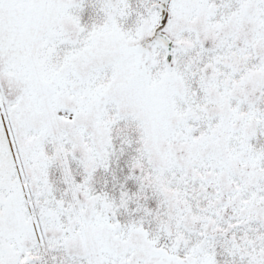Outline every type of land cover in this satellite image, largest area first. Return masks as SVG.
<instances>
[{
	"label": "snow or ice",
	"instance_id": "obj_1",
	"mask_svg": "<svg viewBox=\"0 0 264 264\" xmlns=\"http://www.w3.org/2000/svg\"><path fill=\"white\" fill-rule=\"evenodd\" d=\"M0 264H264V0H0Z\"/></svg>",
	"mask_w": 264,
	"mask_h": 264
}]
</instances>
